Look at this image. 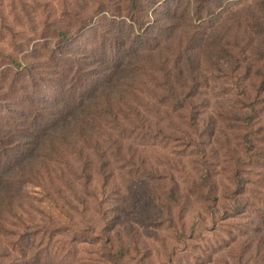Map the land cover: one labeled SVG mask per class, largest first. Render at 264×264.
Masks as SVG:
<instances>
[{
	"label": "rangeland",
	"instance_id": "374dc122",
	"mask_svg": "<svg viewBox=\"0 0 264 264\" xmlns=\"http://www.w3.org/2000/svg\"><path fill=\"white\" fill-rule=\"evenodd\" d=\"M257 1L231 8L241 29ZM129 2L0 0V125L16 130L30 118L28 93L42 104L63 98L91 70L86 58L110 48L107 35L127 39ZM251 62L252 74L211 70L200 89L206 185L181 132L128 137L126 161L112 163L108 182L95 175L84 205L24 186L6 239L30 251L29 264H264V59ZM249 103L258 113L247 122Z\"/></svg>",
	"mask_w": 264,
	"mask_h": 264
},
{
	"label": "trees",
	"instance_id": "16d2710c",
	"mask_svg": "<svg viewBox=\"0 0 264 264\" xmlns=\"http://www.w3.org/2000/svg\"><path fill=\"white\" fill-rule=\"evenodd\" d=\"M246 1L130 0L127 39L107 35L110 48L100 59L86 58L91 70L79 71L63 98L42 104L27 94L30 118L16 130L0 125V169L6 170L0 173V264H29L30 251L6 239L24 186L42 188L54 203L57 196L84 205L95 175L108 182L112 163L126 161L128 137L181 132L201 158V183L210 181L200 89L211 70L252 74L251 59H264V0L248 8L241 29L231 8ZM51 27L61 41L70 40ZM244 108L245 121H252L254 104ZM169 198L178 202L179 196Z\"/></svg>",
	"mask_w": 264,
	"mask_h": 264
}]
</instances>
